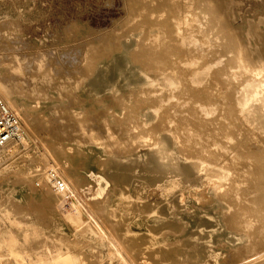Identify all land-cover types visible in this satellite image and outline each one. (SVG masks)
<instances>
[{"label":"bare ground","instance_id":"bare-ground-1","mask_svg":"<svg viewBox=\"0 0 264 264\" xmlns=\"http://www.w3.org/2000/svg\"><path fill=\"white\" fill-rule=\"evenodd\" d=\"M214 1L131 4L122 35L111 33L105 49L87 51L92 65L82 61L79 95L101 105L127 135V140L109 135L120 148L119 157L104 163L117 184L113 195H126L116 211L141 213L138 225L147 232L113 229L106 214L96 213L83 195V184L99 180L101 194L107 180L86 166L84 173L77 172L79 160L71 159L66 149L46 146L32 157L30 151L21 154L14 141L0 147L2 163H18L19 172L35 179L51 202L65 200L120 264H210L209 257L218 264L222 255L230 262L226 264H264V49L254 39L253 26L246 39ZM37 14L0 0V29L19 33V20ZM29 68L25 65L23 71ZM5 76L2 72L0 100L16 115L24 112L17 136L27 147L32 112L44 108L45 99L10 91ZM109 99L114 107L106 105ZM101 155L99 148H89L83 163L98 162ZM167 228L173 231L164 232L161 240L143 242ZM78 264L99 263L82 254Z\"/></svg>","mask_w":264,"mask_h":264},{"label":"rangeland","instance_id":"rangeland-1","mask_svg":"<svg viewBox=\"0 0 264 264\" xmlns=\"http://www.w3.org/2000/svg\"><path fill=\"white\" fill-rule=\"evenodd\" d=\"M3 1L13 9L31 8L38 13L30 19L19 20L20 30L16 28L18 32L22 30L19 33L17 31L15 33L14 29L13 31L9 28L0 29V62H2L0 65L4 64L5 69L2 72L6 75L4 84L10 87V91L19 89L24 94L18 92L21 97L26 94L34 95L39 99H45L46 103L44 108L32 112L33 133L28 146L22 144L18 136L12 140L13 143H19L21 154L30 151L32 157L45 152L46 146L50 147L51 151L56 147L64 151L66 149L71 159L79 160L76 163L77 172L84 173L82 167L86 166L93 174L104 176L107 180L101 194L99 180L90 179L83 184V195L96 209V213L101 216L106 214L113 229H123L125 232L131 230L147 232L145 225L140 227L138 225L143 222L141 213L122 211L120 214L116 211L119 206H124L126 195H121L119 192L113 195V188H116L117 184L113 183L114 180L108 176L104 168L107 158L119 157L115 155L119 154L120 148L116 149L118 145L112 142L114 137L109 135L119 136L120 139L124 137V140H127V135L122 134L119 121H114L116 123L114 125V118L107 114L101 105H96L95 101L86 99L84 101L77 88L85 74L83 58L88 59L91 65L93 63L92 58L88 56L91 52L87 54V51L91 49L94 51V47L105 49L112 40L111 33L122 35L129 5L138 6L140 0H131L132 2L128 0ZM25 1H28L30 6H22ZM217 1L223 6L227 19L234 23V26H239L238 30L246 39H250L246 36L248 27L253 26L257 32L254 39L264 49V0H215L214 2ZM9 17L20 19L14 14H9ZM77 27H80L78 30L82 32L80 35L77 30L75 31ZM76 35L78 37H75ZM14 41L18 44L20 42V45L16 43L15 47ZM23 45L27 47L23 48ZM73 62L78 65L71 66ZM43 63L49 64L48 68ZM25 65H29L30 68L23 71ZM2 72L0 70V77ZM15 90L14 92L18 91ZM106 105L114 107L110 99ZM87 110H90L89 113ZM22 114L23 111L17 117L24 116ZM81 116L86 120L88 118V121H83L85 119L82 120ZM19 121L22 122V117ZM100 141L108 147L100 144ZM74 144L79 145V148L70 151L69 147ZM89 148L100 149L102 155L98 158L99 163L97 161L83 163ZM17 167L18 163L0 164L2 264H78L82 254L95 257L99 264H120L118 258L107 255L106 243L89 231L85 221L71 210L65 200L61 199L58 203L51 202L44 189L37 185L36 180L20 173ZM100 169L102 172L99 175ZM84 179L88 180V174ZM108 202H114L113 207H107ZM107 208L109 212L106 213ZM167 231L173 230L162 229L156 235H149L143 242L159 241ZM208 259L210 264L217 262L213 257ZM226 261L227 259L222 255L218 264H226L228 262Z\"/></svg>","mask_w":264,"mask_h":264},{"label":"built area","instance_id":"built-area-1","mask_svg":"<svg viewBox=\"0 0 264 264\" xmlns=\"http://www.w3.org/2000/svg\"><path fill=\"white\" fill-rule=\"evenodd\" d=\"M19 118L0 100V147L17 137Z\"/></svg>","mask_w":264,"mask_h":264}]
</instances>
